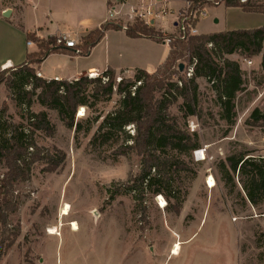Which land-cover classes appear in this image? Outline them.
<instances>
[{"label":"rangeland","instance_id":"374dc122","mask_svg":"<svg viewBox=\"0 0 264 264\" xmlns=\"http://www.w3.org/2000/svg\"><path fill=\"white\" fill-rule=\"evenodd\" d=\"M33 1L36 3L35 0H0V8L10 7L18 13L23 6L22 23L27 27H43L50 20L53 25L49 32L56 28L66 29L78 45L82 37L96 28V10L101 7L106 10L102 0H83L81 6H89L95 15L85 18L80 11L72 16V9L65 1L38 0L37 6L32 8ZM205 1L207 4L202 9L208 16L200 18L199 10L191 8V1L164 0L170 14L149 28L163 35H176L172 22L180 21L183 16L195 20L194 27L198 31L264 26V13L246 12L223 4L209 6L214 0ZM50 6L56 7L59 13L47 14ZM65 10L67 14L60 13ZM214 18L218 20L216 23ZM109 20L121 23L123 29L134 22L142 23L131 15V8L129 14L124 11ZM10 27L19 29L14 17H0V59L8 57L15 61L10 52L17 47V41L10 34ZM84 32L87 33L81 36ZM124 40L128 39L123 32L111 30L94 46L89 60L104 62L108 51L111 64H131L133 61L128 52L132 49H127L131 46L128 47L130 44ZM8 44L12 45L11 50H8ZM164 45H148L133 55L135 58H152L168 47V43ZM228 58L238 62L243 80L242 90L235 97L232 125L222 119L216 92L203 77L195 80L194 116H185L188 108L178 95L168 108L181 129L190 135L196 134L199 146L195 150L204 153L202 160L199 155L194 157L195 150L181 156L187 168L172 175L169 201L150 190H145L137 201L134 200L126 183L140 171V156L134 149H126V145L132 144L126 134L114 133L102 144L89 145L103 117L118 107L121 95L115 89L108 98L95 97L91 95L93 84L88 85L86 105L76 108L75 121H79L82 128L87 127L88 122L91 125L89 131L82 129L75 138L74 128L67 127L56 110L40 105L35 98L29 108L19 105L16 94L4 83L0 84V120L21 123L27 129L28 112L46 111L55 125L54 133L49 136L43 131H35L34 141L42 155L49 153L55 161L61 153L65 155L64 161L51 172L44 170L48 166L46 158L36 161L31 165L28 179L14 184L18 206L10 219L13 225H19L20 234L0 258V264H180L178 256L182 249L190 250L195 259L198 252H205L203 264H264V200L257 206L251 205L236 175L234 184L224 183L220 167L227 156L237 151L250 149L256 155H264V128L246 122L254 108L264 110V70L260 68V55L245 58L232 54ZM245 60L251 63L246 64ZM181 63L185 65L184 70L175 73L169 81L189 78L186 70L190 64ZM134 73H115L114 83H118L117 79L132 78ZM162 93L158 92L156 98ZM4 107L7 110L2 111ZM79 113L82 115L78 116ZM95 117H99L97 122L93 121ZM4 130L0 128V137L7 136L10 128ZM125 130L133 135L132 125ZM121 149L126 150L125 155L119 154ZM5 170L0 160V176ZM210 176L214 180L211 188L207 186ZM178 200L181 205L175 212ZM66 203L70 206L69 215L61 217V208ZM73 221L76 230H72ZM52 227L57 235L48 233V228ZM191 236L194 241L189 246L184 244L183 241ZM175 243L180 244V249L178 255L172 256Z\"/></svg>","mask_w":264,"mask_h":264},{"label":"trees","instance_id":"16d2710c","mask_svg":"<svg viewBox=\"0 0 264 264\" xmlns=\"http://www.w3.org/2000/svg\"><path fill=\"white\" fill-rule=\"evenodd\" d=\"M187 1H191V8L199 11L207 4L205 0ZM219 4L238 7L246 12L264 13V0H214L209 6ZM195 22L192 20L191 25L194 26ZM121 29V23L105 21L82 37L81 44L73 48L56 44L55 36L39 38L35 33L27 32L26 40L33 42L36 49L28 52L26 60L20 65L1 70L0 84L4 83L10 92L16 94L19 105L29 108L35 98L40 105L56 110L60 120L67 127L74 128L75 138L82 129L89 131L91 125L88 122L87 127L82 128L81 123L75 121L76 108L86 105L88 85L93 84L91 95L95 97L100 95L108 98L115 89L121 95L118 107L103 117L89 145L94 147L102 144L114 133L126 134L132 141L131 145L125 146L126 149H134L140 156V171L126 183L134 200L137 201L145 190H150L169 201L172 197V175L187 168L181 156L199 146L196 134L190 135L181 129L176 118L168 112L169 106L176 101L178 95L188 108L185 116H194L193 104L197 91L195 80L203 77L212 84L216 92L222 108V119L232 125L235 118V97L242 90L243 80L238 62L229 59L228 55L239 54L245 58L260 55V68L264 70V26L187 35L182 38L163 35L142 23L134 22L124 29L127 37L148 38L158 43H162L165 37L171 39L164 61L153 72L136 69L132 78L121 79L117 84L114 83L115 73L110 68L101 72L98 77L88 78L83 75L71 81L46 80L36 76V69L32 66L39 65L48 54L88 55L106 31ZM181 61L190 65L194 62L191 76L187 80L179 77L178 82L169 81L175 73L179 74ZM160 91H163L161 97L156 98ZM5 110L6 107L2 111ZM98 119L99 117H95L93 121L97 122ZM246 122L251 126L264 128V110L254 108ZM129 125L133 126V135L126 133L125 128ZM26 126L27 129L21 123L11 124L0 120L2 131L10 128L7 136L0 137V160L6 169L0 176V258L20 234L19 225H13L10 219V214L18 206L14 184L28 179L31 165L36 161L46 158L48 166L44 170L51 172L65 158L63 153L56 161L49 153L42 155L34 141L35 131H43L49 136L54 133L55 125L46 111L28 112ZM124 149H121L120 155L126 154ZM220 167L224 183L234 184L236 175L251 205L257 206L264 200V155H256L250 149L237 151L227 156ZM180 205L181 201L178 200L175 212Z\"/></svg>","mask_w":264,"mask_h":264},{"label":"crops","instance_id":"0c3cea01","mask_svg":"<svg viewBox=\"0 0 264 264\" xmlns=\"http://www.w3.org/2000/svg\"><path fill=\"white\" fill-rule=\"evenodd\" d=\"M35 1H36V3L33 1L34 4L32 5V8H35V6H37L38 0H35ZM64 1L66 2V4L69 5V8L71 7L70 10L72 9V16H74L75 15L74 13H76V12L79 13L78 11H80L81 12L80 14H82L85 18L88 17L89 15L95 16L94 12L93 11L91 12L90 8H88L89 6H87V8H83L81 6L80 3L83 2V0H49V2H51V3L52 2L63 3ZM85 2H87V1H85ZM102 2L104 4V6L106 7V10H104L102 7L96 10V12H95L96 16H97V22L95 24L96 28L99 27L105 21H108L110 18H113L114 16L118 15L117 12H119V14H120L121 12L125 11V14H129L130 8L136 2V0H123V1L115 4L114 5L115 13H114L113 17L109 15L108 7H107V1L102 0ZM126 5H128V7ZM233 8H238V7H233ZM56 10H57L56 7L54 8L53 6H50L48 8L47 14L52 13V11H54V13H59ZM66 12H67V10H65L64 12H60V13H66ZM12 16L14 17V21L17 23V27L19 28V29L11 28V27L8 28L10 34L12 36L16 37V41H17V44H16L17 47L10 52L15 61H13L11 58H8V57L5 59H0V71L4 68L14 67V66L20 65L21 63H23L26 60V54L28 52L34 51L36 49V46L33 42L29 45L27 44V40L25 39L27 32L35 33V35L37 37H40V38H46L48 36H56V35H59L61 33H66L70 36V33L66 29L60 30L59 28H56L55 31L57 30V32H55V31L49 32L50 26L53 25L52 24L53 22L50 20H47L48 26L46 23H44L43 27L33 26L32 29L27 27L25 24L22 23L23 18L25 16V10L23 9V6H22V8L19 9L18 13L15 12L10 7L0 8V17L10 18ZM207 16H208V14H207ZM217 21H218L217 19H215V18L213 19L214 23H216ZM20 29H22V30H20ZM196 30H197V34L217 32L213 28H209V29L204 30V31H198V29L196 28ZM110 31L111 30L106 31L105 36ZM120 31L123 32L125 35L124 29H121ZM86 33L87 32H84L81 36H84V34H86ZM0 35H1V33H0ZM125 37H126V35H125ZM72 38L75 39L74 37H72ZM127 39L128 40H124V41L127 44H130V45H127L128 47L131 46L130 48H127V49H132V52H128L130 60L133 61L131 64H127V65L123 64L121 66H120V64H118V65L111 64L108 51H107V54L105 56L104 62L103 61H101V62L97 61L96 62L94 60H89L88 57H89L90 53L95 49V47H94L90 50L88 55L76 54V55L70 56V55H64V54H59V53H50L45 57V59L39 65H33L32 67H35L36 72H39L41 74L40 78H43L46 80H51V79L61 80V79H63V80L71 81V80H75V79L79 78L80 76L85 75L89 70L103 72L107 68L112 69L114 71V73H120L121 71H124L126 73H132V71H135L136 69H143V70L150 73V72H153L164 61V59L168 53V47H167L158 56L154 55L152 58H142L141 57L142 59L138 58L136 56V58H135L133 53L139 54V51H137L138 49L141 51V49H145V48H147L148 45L151 46L152 44H161V45L165 46L164 45L165 43H158V42H155V41L148 39V38H130V37H127ZM12 45H15V44L13 43ZM9 46H10V44H8V46H7L8 50H11V46L10 47ZM100 63H102V65L98 66V65H100ZM99 67H102V68H99ZM100 69H102V70H100ZM193 241H194L193 236H191L190 238H186L183 242H184V244L189 246ZM205 243H208V242H203V244H205ZM172 256H176V255H172ZM206 256H207V254L205 252L204 253L198 252L196 255V259H195V258H193V255L190 252V250H183L182 249L181 255L178 257L181 259L180 264H203L202 259L203 258L205 259ZM178 257H176V258H178ZM172 258H174V257H172Z\"/></svg>","mask_w":264,"mask_h":264},{"label":"built area","instance_id":"2783aa9c","mask_svg":"<svg viewBox=\"0 0 264 264\" xmlns=\"http://www.w3.org/2000/svg\"><path fill=\"white\" fill-rule=\"evenodd\" d=\"M108 4V12L109 15L113 17L115 13L114 5L118 3V0H106ZM136 5L131 6V15L133 17H136L139 19L142 23L146 24L148 27L154 26L155 22L158 21L160 18H165L168 14H170V11H168L167 7L163 4L164 0H136ZM243 1V0H242ZM109 3L111 5H109ZM160 4V5H159ZM169 4V3H168ZM159 5L158 9L155 7ZM155 8V9H154ZM119 14V12H117ZM196 17V15H193ZM198 16L200 18H205L207 16V11L205 9H202L199 11ZM172 26L174 29H176V35L177 37H186L187 35H197V30L194 26L191 25V18H188L187 16H183V18L179 21L176 19L172 22ZM125 29V28H124ZM170 38L165 37L163 39V43H169ZM55 42L58 45H64L66 47H76L77 41L70 37L66 33H61L59 35L55 36ZM31 41H27V44H31ZM78 52V50H76ZM246 64H250V61L245 60ZM193 64L194 62L187 67L186 75L188 77L191 76L192 70H193ZM5 69V68H4ZM3 70V69H2ZM101 73L94 70H89L85 76L88 78H94L100 76ZM40 73L36 72V76L40 78ZM57 80V79H54ZM103 80H106V78H103ZM121 79H117V82H119ZM139 84V82H138ZM202 152L201 150H195L194 151V157L196 158L198 153Z\"/></svg>","mask_w":264,"mask_h":264},{"label":"bare ground","instance_id":"6f19581e","mask_svg":"<svg viewBox=\"0 0 264 264\" xmlns=\"http://www.w3.org/2000/svg\"><path fill=\"white\" fill-rule=\"evenodd\" d=\"M82 113H79L78 116H81ZM202 151V150H201ZM198 155L200 156V159L202 160L204 158V153L203 151L202 152H199ZM207 186L209 188L213 187L214 186V180L213 178L210 176L207 178ZM159 201L161 203L162 206H164V200L162 199V197L159 198ZM69 210H70V206L69 204H64L61 208V217H65V216H68L69 215ZM72 230H76L77 229V225L76 223L73 221L72 224ZM48 233L50 235H57L58 233L55 231V229L52 227V228H48ZM180 247V244L179 243H175V245L173 246V250H172V253L173 255H178V251H179V248Z\"/></svg>","mask_w":264,"mask_h":264},{"label":"water","instance_id":"95a60500","mask_svg":"<svg viewBox=\"0 0 264 264\" xmlns=\"http://www.w3.org/2000/svg\"><path fill=\"white\" fill-rule=\"evenodd\" d=\"M184 69V64L183 63H179V71H182Z\"/></svg>","mask_w":264,"mask_h":264}]
</instances>
